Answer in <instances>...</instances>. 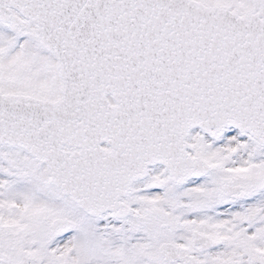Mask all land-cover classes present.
Here are the masks:
<instances>
[{
  "label": "snow or ice",
  "instance_id": "6c2138e0",
  "mask_svg": "<svg viewBox=\"0 0 264 264\" xmlns=\"http://www.w3.org/2000/svg\"><path fill=\"white\" fill-rule=\"evenodd\" d=\"M0 264H264V0H0Z\"/></svg>",
  "mask_w": 264,
  "mask_h": 264
}]
</instances>
